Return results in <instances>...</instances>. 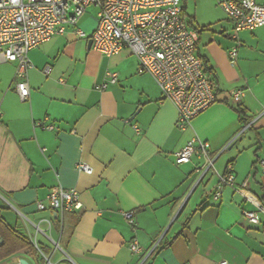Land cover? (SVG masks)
Masks as SVG:
<instances>
[{
	"label": "crops",
	"instance_id": "obj_1",
	"mask_svg": "<svg viewBox=\"0 0 264 264\" xmlns=\"http://www.w3.org/2000/svg\"><path fill=\"white\" fill-rule=\"evenodd\" d=\"M195 23L197 53L212 70L219 100L184 129L176 105L150 74L139 73L129 48L111 56L94 49L98 19L83 16L30 50L26 101L16 87L17 63L0 62V216L45 246L55 264H264V215L254 223L243 214L264 203V26L225 39L204 37ZM108 72L118 81L101 90ZM237 89L240 102L232 96ZM238 107L252 129L220 154L242 130ZM194 138L210 144L215 161L207 170L201 153L176 163V152ZM80 162L93 171H80ZM229 164L235 184L217 196ZM59 185L76 189L82 202L62 225L55 211L37 207ZM125 211H134V224ZM134 240L140 253L130 248ZM22 259L38 264L27 252L0 264Z\"/></svg>",
	"mask_w": 264,
	"mask_h": 264
},
{
	"label": "built area",
	"instance_id": "obj_2",
	"mask_svg": "<svg viewBox=\"0 0 264 264\" xmlns=\"http://www.w3.org/2000/svg\"><path fill=\"white\" fill-rule=\"evenodd\" d=\"M218 3L234 22V38L243 29L264 26V4L257 0H218ZM91 5L99 9L98 26L91 35L94 49L111 56L129 48L138 58L139 73L150 74L164 98L176 105L181 129L218 102L216 82L197 53L199 34L188 24L182 0H0V62L17 63L16 87L22 101L28 100L31 93L29 70L33 65L30 50L50 41L66 28L76 27ZM77 34L86 35L80 29ZM236 57L237 50L233 49L231 61L234 62ZM50 70V67L46 68L47 72ZM107 75L108 80L98 87L101 90L118 81L117 73L108 72ZM232 96L240 102L243 90H234ZM38 125L46 130L55 128L45 121ZM250 125L242 127L220 154ZM209 151L208 141L194 138L176 152V163H188L195 153H201L208 158L207 170L215 161L210 159ZM261 166L264 171V163ZM78 169L87 173L93 171L86 162L78 163ZM235 179L232 164H229L227 172L219 175L217 196L225 186L235 184ZM47 200L48 203L38 201V209L55 211L61 225L66 214L82 209L79 192L61 185L51 190ZM124 214L128 222L134 224V211ZM243 214L250 221L260 223L264 203L257 204L255 209L244 210ZM44 221L52 227V219ZM34 244L46 264H55L51 256L41 251L36 240ZM130 248L134 253L142 251L137 240L130 243ZM216 264L228 262L221 260Z\"/></svg>",
	"mask_w": 264,
	"mask_h": 264
},
{
	"label": "rangeland",
	"instance_id": "obj_3",
	"mask_svg": "<svg viewBox=\"0 0 264 264\" xmlns=\"http://www.w3.org/2000/svg\"><path fill=\"white\" fill-rule=\"evenodd\" d=\"M187 5V16L195 17L194 28L197 27L196 21L205 28L203 36H215L216 38H225L226 34L230 36L236 34L233 22L229 19L228 15L219 5L218 0H182ZM98 7L91 5L87 8L84 18L90 17L91 19H98ZM211 25V26H210ZM227 30L226 32H223ZM247 141L253 138L252 131L249 130L244 134Z\"/></svg>",
	"mask_w": 264,
	"mask_h": 264
},
{
	"label": "trees",
	"instance_id": "obj_4",
	"mask_svg": "<svg viewBox=\"0 0 264 264\" xmlns=\"http://www.w3.org/2000/svg\"><path fill=\"white\" fill-rule=\"evenodd\" d=\"M183 11L185 15L184 8ZM190 19V21L193 22L195 17L192 16ZM205 28L206 27H203L201 30H205ZM196 30L198 33L200 32V29L196 28ZM206 71L210 72L212 70L206 66ZM238 112L243 127L248 125L252 120L251 117H248L245 110L240 107H238ZM248 129H252V125H250L247 130ZM258 143L260 144V141ZM259 149L260 148L258 147L257 150ZM40 249L44 254L49 255V250L45 246H40ZM22 252L30 253L32 256H34V258L37 259L38 264H46V260L40 255L39 250L31 238L18 228L8 223L4 217L0 216V262Z\"/></svg>",
	"mask_w": 264,
	"mask_h": 264
},
{
	"label": "water",
	"instance_id": "obj_5",
	"mask_svg": "<svg viewBox=\"0 0 264 264\" xmlns=\"http://www.w3.org/2000/svg\"><path fill=\"white\" fill-rule=\"evenodd\" d=\"M22 264H29V262L26 259H22Z\"/></svg>",
	"mask_w": 264,
	"mask_h": 264
}]
</instances>
